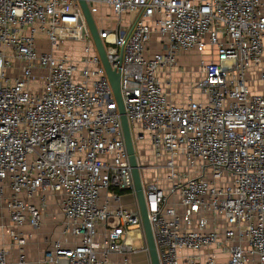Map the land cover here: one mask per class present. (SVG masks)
I'll return each instance as SVG.
<instances>
[{
    "label": "built area",
    "instance_id": "obj_1",
    "mask_svg": "<svg viewBox=\"0 0 264 264\" xmlns=\"http://www.w3.org/2000/svg\"><path fill=\"white\" fill-rule=\"evenodd\" d=\"M84 1L92 17L107 11L93 21L120 75L136 153L146 141L170 171L168 186L146 179L151 167L137 153L160 264H264V0ZM77 45L78 57L62 51ZM194 53L206 56L201 77L186 102H172L159 75ZM177 155L187 174L175 172ZM118 190L135 195L117 103L79 0H0V264H11V247L15 264L28 263L49 205L62 232L39 264L148 255L139 209L120 205Z\"/></svg>",
    "mask_w": 264,
    "mask_h": 264
},
{
    "label": "rangeland",
    "instance_id": "obj_2",
    "mask_svg": "<svg viewBox=\"0 0 264 264\" xmlns=\"http://www.w3.org/2000/svg\"><path fill=\"white\" fill-rule=\"evenodd\" d=\"M106 10H101L98 14L94 15L93 18L97 23V26H99V23H101V19L104 17ZM107 22V19L105 21L109 23V25H114L113 16L112 19ZM126 19V17L124 18ZM107 23L103 22L102 24L104 26H107ZM99 28V27H98ZM155 40V37L153 36L151 38V41L153 42ZM37 47L40 51H49L50 47L45 41V39H42V37H39V40L37 41ZM77 52L71 53L70 47H66L62 49L63 52H66L70 55H74L78 57L80 55V49L77 45ZM75 52L76 50H72ZM205 59V55H198V54H190L186 60L188 62L187 67L188 70H184L183 68L179 70V68L174 69L176 72L175 83L172 85H169L170 90H168L169 94L174 98L176 102H180L183 99L186 98L188 93L190 92L192 86L194 85V81H196V77L200 74L199 72V61L201 59ZM249 80L254 83L258 89L263 88L262 83L258 81L256 76H250ZM137 153H139V156L141 158L142 163L144 164V167H155V168H145L144 175L147 173L148 179H156L157 177L164 183L165 186L169 185L168 180L166 177L169 174V170H166L160 165H163V160L160 159L155 160V157L152 155L148 147L143 146L144 144L138 143L137 144ZM158 166H157V165ZM174 169L177 174H187L188 170L186 167V161L183 156L177 155L174 158ZM151 172V175L148 176V173ZM189 175H194L192 172H189ZM146 178V179H147ZM129 190L120 191V195L125 199L126 195L129 194ZM4 215L0 212V222L4 220ZM62 219L61 215L59 214L58 208L54 205H49L47 210L44 213V221L42 223L41 228L37 231V234L35 236V239L33 241V246H46V244L51 241L52 239H57L61 237L62 232ZM136 245L138 243H135ZM132 264H147L146 260V253L145 252H134L133 257L131 260Z\"/></svg>",
    "mask_w": 264,
    "mask_h": 264
},
{
    "label": "water",
    "instance_id": "obj_3",
    "mask_svg": "<svg viewBox=\"0 0 264 264\" xmlns=\"http://www.w3.org/2000/svg\"><path fill=\"white\" fill-rule=\"evenodd\" d=\"M79 4L82 8L86 23L89 27V30L91 32V35L94 41V44L99 53V56L104 66L106 75L111 84L114 99L117 103V109L120 115V120H121V125H122L124 143L126 146V150H127L128 157H129V163H130L131 171H132V177H133V182H134V187H135V198H136L137 206H138L141 219H142L145 242L148 247L149 263L150 264H160L157 251H156V246L154 242L151 224H150L149 217H148L146 203L144 199L141 173H140L139 164L137 162L136 148H135V144L133 142L132 136H131L129 123L125 115L124 104H123V100H122L121 93H120V86H119L120 75L118 72L112 70L108 64L102 42L98 36L97 28L94 24L93 17L88 9L86 2L84 0H79Z\"/></svg>",
    "mask_w": 264,
    "mask_h": 264
},
{
    "label": "crops",
    "instance_id": "obj_4",
    "mask_svg": "<svg viewBox=\"0 0 264 264\" xmlns=\"http://www.w3.org/2000/svg\"><path fill=\"white\" fill-rule=\"evenodd\" d=\"M125 17H126L125 23L127 25L128 21L131 19L132 16L131 15H127ZM187 58H188V56L186 54H181L180 57L178 58V66L181 69L183 68L184 70H188V67H187L188 62H186ZM174 72H176V71L175 70H170V71L166 72L165 74L159 75L160 80L162 82L169 80L170 84L173 85L175 83V81H176V77L177 78L179 77V76H176V74ZM200 77H201V72L198 75V77H196V81L199 80ZM167 88H168V90H170L171 87L169 88V86H168ZM172 96L169 94L170 100L172 102H175V103H184V102L187 101V98H188L187 97L188 95H187L186 98L183 99L182 101L176 102ZM194 97H198V95L195 94ZM142 144H144L143 146L148 147V143L146 141L143 142ZM151 169H152V167H151ZM149 175H151V172L148 173V176ZM145 178H147V173L145 175ZM148 180H152V179H148ZM119 197L120 198H119V202L118 203L120 205L125 206L127 208H132V209L138 208L135 195L132 192L127 194L125 199H123V197L120 194H119ZM36 234H37V232L35 233V236H36ZM34 239H35V237L30 241L29 246H26V248H25V252H26V256H27V262H28L27 264H39L40 256H41V253H42V249L44 247V246H33ZM205 251L217 253L216 256H217L218 261L221 262V263L224 262L225 256H223L221 253H219L215 248L210 247V248L206 249ZM17 253H18V250H17L16 247H11L10 248L9 262L11 264H15V262H16V254ZM132 257H133V255H132ZM132 257H131V260H132ZM146 260H147V264H150L147 254H146Z\"/></svg>",
    "mask_w": 264,
    "mask_h": 264
},
{
    "label": "trees",
    "instance_id": "obj_5",
    "mask_svg": "<svg viewBox=\"0 0 264 264\" xmlns=\"http://www.w3.org/2000/svg\"><path fill=\"white\" fill-rule=\"evenodd\" d=\"M120 191H124V190H118V194H120Z\"/></svg>",
    "mask_w": 264,
    "mask_h": 264
}]
</instances>
